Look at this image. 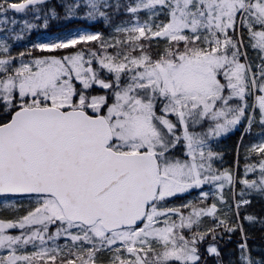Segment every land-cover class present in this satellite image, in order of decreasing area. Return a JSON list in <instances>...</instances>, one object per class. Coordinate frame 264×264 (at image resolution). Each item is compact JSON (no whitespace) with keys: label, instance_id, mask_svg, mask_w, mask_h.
Returning <instances> with one entry per match:
<instances>
[{"label":"snow or ice","instance_id":"obj_1","mask_svg":"<svg viewBox=\"0 0 264 264\" xmlns=\"http://www.w3.org/2000/svg\"><path fill=\"white\" fill-rule=\"evenodd\" d=\"M0 264H264V0H0Z\"/></svg>","mask_w":264,"mask_h":264},{"label":"trees","instance_id":"obj_2","mask_svg":"<svg viewBox=\"0 0 264 264\" xmlns=\"http://www.w3.org/2000/svg\"><path fill=\"white\" fill-rule=\"evenodd\" d=\"M79 24H84V22L78 20V19H72L68 22H53L48 29H64V28H70L74 27ZM86 25V24H84ZM88 26V25H87ZM239 137V132L235 131L232 134L228 135L226 139L222 140L220 143L225 146H231L233 142ZM229 156L231 159V154H226V157ZM225 157V158H226Z\"/></svg>","mask_w":264,"mask_h":264},{"label":"rangeland","instance_id":"obj_3","mask_svg":"<svg viewBox=\"0 0 264 264\" xmlns=\"http://www.w3.org/2000/svg\"><path fill=\"white\" fill-rule=\"evenodd\" d=\"M78 25H81V26H87V25H84V24H79ZM71 28V27H70ZM66 28L64 29H59V30H65ZM68 29V28H67ZM58 29H38V30H33L31 32V34L29 35V37L25 40V41H22L20 42V44L18 45L19 47H23L24 44L28 43V42H32V41H36L37 39L43 37V36H51L52 34L56 33ZM228 135H226L222 140L226 139ZM221 140V141H222ZM220 141V142H221ZM226 159H230L229 156L226 157Z\"/></svg>","mask_w":264,"mask_h":264}]
</instances>
